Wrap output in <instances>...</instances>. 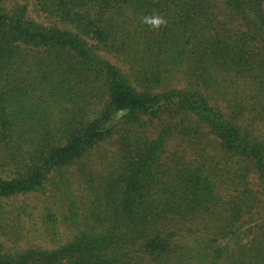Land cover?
Here are the masks:
<instances>
[{
    "label": "trees",
    "instance_id": "obj_1",
    "mask_svg": "<svg viewBox=\"0 0 264 264\" xmlns=\"http://www.w3.org/2000/svg\"><path fill=\"white\" fill-rule=\"evenodd\" d=\"M50 188L0 264H264V0H0V208Z\"/></svg>",
    "mask_w": 264,
    "mask_h": 264
},
{
    "label": "rangeland",
    "instance_id": "obj_2",
    "mask_svg": "<svg viewBox=\"0 0 264 264\" xmlns=\"http://www.w3.org/2000/svg\"><path fill=\"white\" fill-rule=\"evenodd\" d=\"M206 147H207V151L208 152H212L213 146H207L206 145ZM105 149L108 150L109 152H113L115 150V147H113L111 145H108ZM202 149H203V147L200 145V141H195L194 143L191 142V145H190L189 151H188V155L192 153L194 156L198 157L199 154L202 153ZM105 152H107V151H105ZM109 152H107L108 156L113 158V156L115 154L114 153H109ZM213 152L214 153H218L219 150H218V152L217 151H213ZM222 173L226 174L225 172H222ZM224 177H225V175H224ZM228 188H229V190L232 189L231 186L230 187L228 186ZM71 189L69 190V198L70 199H77L79 194H80L79 193L80 190L78 189V184H76ZM54 190L55 189L50 188V191L47 192V195H39V196H33V197L31 196V197H27V198H25V197H23V198H14V199L10 200L9 202H5L4 208H0V211L6 213L7 216H8V214H10L14 218L13 222H15V221L17 222V219L15 218V215L18 212H20V215H25L26 212L24 210H22V208H24V206H26L28 204H30L31 207L33 205H37L39 207V209L42 210V208L45 207V205H48L49 200H50V199H48V196ZM229 192L230 191L226 192V196L228 195ZM53 194H55V193H53ZM35 212H36V216L32 220L27 218V222H26L25 229H24V236H23L24 239L20 243L17 242V244H20L22 247L26 246L27 242L34 241V238H35L34 230L37 229V228H41V221L38 218V214L39 213L36 210H35ZM40 214H41V212H40ZM23 221H25V220H23ZM8 222H9L10 225H6L5 226L7 231H9L10 227L12 226V223H11L12 219H11V221H10V219H8ZM0 232L3 233L4 231L1 230ZM64 232H65V229L62 228V230H61L62 235H63ZM22 244H24V245H22Z\"/></svg>",
    "mask_w": 264,
    "mask_h": 264
},
{
    "label": "clouds",
    "instance_id": "obj_3",
    "mask_svg": "<svg viewBox=\"0 0 264 264\" xmlns=\"http://www.w3.org/2000/svg\"><path fill=\"white\" fill-rule=\"evenodd\" d=\"M161 22H163V21H159V20H158L156 23L159 24V23H161Z\"/></svg>",
    "mask_w": 264,
    "mask_h": 264
}]
</instances>
